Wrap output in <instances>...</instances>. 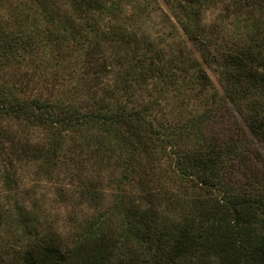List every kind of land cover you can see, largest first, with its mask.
<instances>
[{"label": "trees", "instance_id": "1", "mask_svg": "<svg viewBox=\"0 0 264 264\" xmlns=\"http://www.w3.org/2000/svg\"><path fill=\"white\" fill-rule=\"evenodd\" d=\"M0 264H264V0H0Z\"/></svg>", "mask_w": 264, "mask_h": 264}, {"label": "rangeland", "instance_id": "2", "mask_svg": "<svg viewBox=\"0 0 264 264\" xmlns=\"http://www.w3.org/2000/svg\"><path fill=\"white\" fill-rule=\"evenodd\" d=\"M219 6L220 4H215V8L207 14L208 18H212L218 13ZM174 44H177V46L181 45L183 47L187 46L188 48H193L191 43L185 37L176 39ZM31 134L36 139H45V137H43L45 133L41 129H34ZM83 157L84 155L78 158H80V164L85 168V175H93L106 182L111 173L110 167L105 165L102 166L103 169H101V167H98V165H95L94 163L90 164L89 159L85 161ZM28 168L30 169L22 174V199H35L44 202L43 206L56 212L54 217L60 219L59 222H61V218H64L67 214L79 212L81 208H86V206L79 204L75 199L76 194L74 192L67 191L65 195L62 194L63 188L68 184V179L65 174L62 172L59 173L61 170L57 171L51 178H47L44 174L36 173L34 166H28Z\"/></svg>", "mask_w": 264, "mask_h": 264}]
</instances>
